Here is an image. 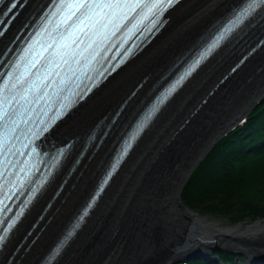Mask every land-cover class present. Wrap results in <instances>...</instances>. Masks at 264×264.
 Returning <instances> with one entry per match:
<instances>
[{"label": "bare ground", "instance_id": "obj_1", "mask_svg": "<svg viewBox=\"0 0 264 264\" xmlns=\"http://www.w3.org/2000/svg\"><path fill=\"white\" fill-rule=\"evenodd\" d=\"M41 1L29 0L23 6L11 26L0 38V49L7 36L11 34L23 15L29 9L38 6ZM233 1L235 0H188L180 8L177 7L172 12V16L166 26L152 42L133 60L127 63L118 74L116 73L98 89L88 102H83L78 106L71 117L60 125L54 136L60 139L67 134L84 133L105 112L110 109L114 110L132 91L135 85L143 77L147 76L148 78L143 86L130 99L116 119L118 121L123 120L124 122L131 109L133 111L136 108L137 102H140V96L146 90L145 87H148L157 75L159 76L167 66L172 64L175 56L183 52L187 45L191 43V40L203 28L208 26L217 15L224 12ZM228 53L221 51L216 59L205 65L199 71V78L194 79L189 86L186 85L163 110L160 118L156 122V132L154 133V129L152 134H148L140 140L136 155L127 166L128 168L124 172L120 185L113 191L109 200L94 213L87 228L89 231L86 240L90 239V236H93L94 233H100L102 223L105 220H114L112 222L114 226L119 225L121 222V213L119 212L121 211V201L125 202L124 196L127 190L131 193L136 176L142 170L160 163L166 151L171 149L179 140L182 141L184 133L203 131L210 124V128L206 131V136L209 138L211 134L215 133V130L220 129L222 124L229 122L234 115L242 110L251 98L259 95L264 90V46H262L210 95L207 102L196 113L197 115L189 120L188 129L185 127L181 131V135L179 133L173 136L175 130L188 118L198 102L230 67V64H228L230 59ZM223 60H225L223 69L218 71L216 75L215 73L212 75ZM211 75L212 79L209 82ZM118 121L114 123L113 127H115ZM108 138L109 135L105 138V142ZM199 149L201 150V146H199ZM103 150L104 147H101L89 161L86 163L83 161L81 163L37 226L36 230L45 223L36 241L29 249L24 250L29 241L28 239L16 252L10 264H36L37 260L51 245L92 189L99 176L98 168L95 169L94 164L97 159L102 157ZM93 169L95 170L93 177L87 179ZM45 199L46 196H43L35 202L17 226L7 242L5 250L1 253L0 264L5 262L17 242L37 217L46 203ZM117 207L118 214L114 217V209ZM95 214L99 215L95 218ZM48 218L49 220H47ZM254 236L264 237V226L252 225L238 230L237 228H218L217 224L209 222L206 226V232L202 237L203 240H195L186 251L199 249L206 252L217 241L221 243L228 238L232 245L246 248L250 252L248 254L249 257H262L264 254V244L254 249L253 241H250ZM173 239H178V235L175 234ZM85 243L86 241L79 240V248L83 247ZM124 255L121 256V242L114 241L108 247L107 252L105 251L101 254V259L97 264H116V261L120 257L126 258ZM74 257L75 255L71 256L69 260ZM251 262L247 264H257L255 260Z\"/></svg>", "mask_w": 264, "mask_h": 264}, {"label": "trees", "instance_id": "obj_2", "mask_svg": "<svg viewBox=\"0 0 264 264\" xmlns=\"http://www.w3.org/2000/svg\"><path fill=\"white\" fill-rule=\"evenodd\" d=\"M263 112L259 111L240 134L233 135L232 142H219L192 172L181 194L188 206L233 222L264 215V164L248 162L252 152L243 148L245 137L262 133L258 119ZM231 143L235 144L229 147ZM220 257L223 262L232 263L238 255L228 252ZM186 264L207 263L196 257Z\"/></svg>", "mask_w": 264, "mask_h": 264}, {"label": "snow or ice", "instance_id": "obj_3", "mask_svg": "<svg viewBox=\"0 0 264 264\" xmlns=\"http://www.w3.org/2000/svg\"><path fill=\"white\" fill-rule=\"evenodd\" d=\"M176 0H167L165 3L164 0H156V2L149 3L148 0H135V2H126V0H77L75 4H58L57 11H60L64 8H75L76 11L72 12L67 18L69 20L75 16V20H73L72 24L69 26L70 29L78 28L81 24H84L85 21L89 22V25L92 27L99 26L100 28L106 27L105 21H113L116 18L117 12H119L123 8H129L132 11L136 9H140L141 12L139 14H144V10H147V14L154 17L152 20V25L155 26L159 23V15L162 14L163 10L167 7L171 6L175 3ZM16 5L13 4L12 7L14 8ZM258 9L264 11V0H243L242 5L239 7L238 11L234 13V18L230 20L226 27H224L223 31H221L218 35H216L208 46L200 52L197 57L193 60L192 64L179 76L176 82L163 94V96L157 101V104L153 106V108L146 114L144 120L138 126L137 132L141 130L148 120L151 119L152 115L155 111L158 110L160 104H163L167 98L176 91V89L196 70V68L205 60L207 57L224 41L235 29H237L241 24L244 23L246 19L253 16L257 12ZM107 10V11H105ZM11 11V9H9ZM7 14V13H5ZM56 13H53L55 15ZM97 17L96 19H93ZM126 18V15H125ZM69 35L71 32L69 31ZM76 40H73V44H77ZM82 43V41H79ZM128 51H131L130 49ZM56 53L53 52L52 55L54 56ZM98 53L93 50L90 53L92 59H95V56ZM91 61H89L90 63ZM65 64H68V61H64ZM79 64V61H76ZM35 67V64L32 65ZM59 65H57L58 67ZM48 70L45 69L44 75L47 76ZM37 76L41 75L40 71L38 70L36 73ZM101 75H103L101 73ZM9 79L5 80L2 85H0V122L3 123V128L0 129V152L6 147V142L9 139V134L13 133L18 127L17 121L13 120L11 117L14 112H10L8 109L12 108L13 102H19L17 100V96L20 97L21 100H26L25 93H31L32 85H29L28 88H23L22 91H17L13 94V90L17 89L18 84L26 83L27 81H21L19 76L15 77L13 81L12 76L13 73L8 74ZM11 84V87L9 85ZM47 95V93H44ZM43 97H41L42 99ZM65 105H61V108H65ZM61 112H57V117L61 115ZM48 128L45 127L43 131H47ZM131 139H135V135ZM131 139L126 144L125 152L128 147H131ZM115 167L113 168V171ZM3 175V173H0ZM111 173H109V177ZM107 183V180L105 181ZM23 187V184H21ZM35 191V190H33ZM0 205H3V201H0ZM91 207V205H89ZM7 205H4L0 208V212L7 211ZM23 209H21L20 213L16 214V218L10 219V223H7L6 227L0 226V245L7 239L8 232L15 226L17 219L20 215H22ZM87 212H85V215ZM4 221H0V225H3ZM71 235V234H69ZM59 249H57V253Z\"/></svg>", "mask_w": 264, "mask_h": 264}, {"label": "water", "instance_id": "obj_4", "mask_svg": "<svg viewBox=\"0 0 264 264\" xmlns=\"http://www.w3.org/2000/svg\"><path fill=\"white\" fill-rule=\"evenodd\" d=\"M221 132L214 136L208 146ZM196 153V150L189 149L166 156L135 178L131 193L126 191L125 202L121 201V240L129 238L132 229L133 232H142L144 235L137 245L144 248L149 244L150 236L155 239L168 236L175 228L184 226L187 218H193V214L182 204L180 192L196 165ZM118 180H114L110 191ZM192 223L195 222L192 220Z\"/></svg>", "mask_w": 264, "mask_h": 264}, {"label": "rangeland", "instance_id": "obj_5", "mask_svg": "<svg viewBox=\"0 0 264 264\" xmlns=\"http://www.w3.org/2000/svg\"><path fill=\"white\" fill-rule=\"evenodd\" d=\"M222 63H224V62H221V64H219V66L217 67L218 70L221 68ZM217 69H216V70H217ZM216 70H215V71H216ZM215 71H214V72H215ZM214 72L212 73V75L214 74ZM212 75H211L209 81L212 79ZM200 89H201V88H200ZM57 128H58V127H57ZM156 129H157V128H156ZM156 129H155L154 133L156 132ZM190 131H191V130H190ZM192 133H193V132H190V133H188V134H192ZM106 147H107V145L105 146V148H104L103 151H105ZM103 153H104V152H103ZM99 161H100V160L97 161L96 166L98 165ZM96 166H95V167H96ZM92 174H93V170H92V172H91L89 178H91ZM89 178L87 177V179H89ZM263 223H264V222H263ZM251 224H252V223H251ZM260 224H261V225H264V224H262V223H260ZM222 225H223V227H225V228L237 227V225H238V227H240V228H245V227H247V226L250 225V224H246V223L240 222V223H236V224L225 223V224H222ZM253 242L255 243V248H257L258 246L264 244V240H263L262 237H256L255 239H253ZM173 244H174L173 242H170L169 245H168V248H169V251H170V252H172V245H173ZM154 247L157 248L156 246H154ZM193 253H194V252H193ZM190 254H192V253H190ZM190 254H186V253H185V254H182V255H180V256H181V258H185L186 255H190ZM194 254H197V253H194ZM170 257H171V259H172V258H175L176 256L171 255Z\"/></svg>", "mask_w": 264, "mask_h": 264}]
</instances>
